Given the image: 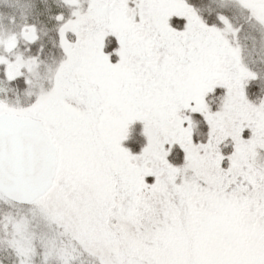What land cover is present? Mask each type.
I'll list each match as a JSON object with an SVG mask.
<instances>
[{
	"label": "snow or ice",
	"instance_id": "1",
	"mask_svg": "<svg viewBox=\"0 0 264 264\" xmlns=\"http://www.w3.org/2000/svg\"><path fill=\"white\" fill-rule=\"evenodd\" d=\"M0 264H264V0H0Z\"/></svg>",
	"mask_w": 264,
	"mask_h": 264
}]
</instances>
